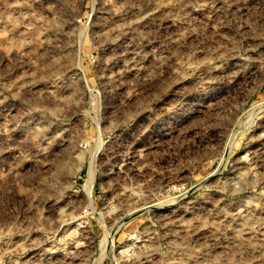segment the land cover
<instances>
[{
    "label": "rangeland",
    "instance_id": "374dc122",
    "mask_svg": "<svg viewBox=\"0 0 264 264\" xmlns=\"http://www.w3.org/2000/svg\"><path fill=\"white\" fill-rule=\"evenodd\" d=\"M262 237L264 0H0V264H264Z\"/></svg>",
    "mask_w": 264,
    "mask_h": 264
},
{
    "label": "bare ground",
    "instance_id": "6f19581e",
    "mask_svg": "<svg viewBox=\"0 0 264 264\" xmlns=\"http://www.w3.org/2000/svg\"><path fill=\"white\" fill-rule=\"evenodd\" d=\"M91 178H92V177H91ZM89 181H90V180H89ZM91 181H92V179H91ZM91 181H90V182H91ZM90 182H89V183H90ZM92 182H93V181H92ZM91 185H92V184L90 183V184H89V186L87 187V188H88V190H90V188H91ZM88 190H87V191H88ZM90 191H91V190H90ZM89 193H90V192H89ZM88 195H89V194H88ZM262 238H264V237H262Z\"/></svg>",
    "mask_w": 264,
    "mask_h": 264
}]
</instances>
